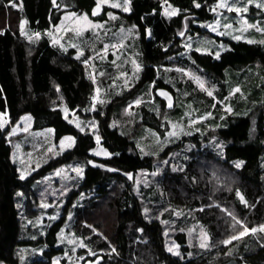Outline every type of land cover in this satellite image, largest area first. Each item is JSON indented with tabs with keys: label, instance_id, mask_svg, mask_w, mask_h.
<instances>
[{
	"label": "trees",
	"instance_id": "trees-1",
	"mask_svg": "<svg viewBox=\"0 0 264 264\" xmlns=\"http://www.w3.org/2000/svg\"><path fill=\"white\" fill-rule=\"evenodd\" d=\"M129 1L130 13H119L126 22L137 27L143 66L141 78L126 95L115 98L107 106L105 114L101 111L91 114L94 83L86 66L77 59L75 49L60 50L43 32L57 26L66 12L87 13L92 20H104L107 8L99 16H93L97 0H0V113H7L10 119L5 130L0 128L1 264H21L20 252L25 247H44L42 255L35 256L27 264H50L55 255L65 253L64 246H57V239L71 211L78 222H87L99 230L94 234L89 227L76 228L80 237H89L86 241L92 250L102 251L100 255L104 260L101 264H209L216 259L213 257L216 252L197 259L189 258L193 251L184 228L175 234L180 254L169 253L165 245L164 225L158 218H147L144 211L146 202L157 209L188 207V212L196 217L193 219L207 227L212 244L216 246L241 229L240 222L223 214L224 206L234 211L250 228L264 222V99L250 112L242 110L236 115H226L221 110L222 123L215 130L223 142L222 153L212 151L208 160L207 156H196L186 162L180 172H172L168 165L162 177L146 189V195L135 192L134 179L140 171H154L155 158L143 155L136 142L111 126L113 105L124 102L144 84L151 83L153 97L161 102V113H164L166 103L158 98L156 90L167 88L176 95L169 83L167 68L177 63L210 76L222 89V81L230 69L260 63L264 78V49L259 43L215 35L216 40L228 46L219 56L192 51L190 57H180L178 53L183 49L186 35L210 34L200 23L214 20L212 7L217 0ZM165 4L176 8L178 13L172 17L164 15ZM21 20H26L28 27L38 36L31 39L24 36ZM62 107L77 114L97 117L102 145L110 157L97 158L91 154L97 146L94 136L71 124ZM156 108L157 104L150 109L143 108L144 123L160 132L161 116H157ZM215 113L219 115V110ZM26 114L33 117L34 130L53 129L57 142L65 136H73L76 143L30 177L22 179L13 161V149L7 134ZM190 140L200 142L198 135L183 137L169 146L164 156ZM91 159L122 173H133V181L122 174L92 167L89 164ZM73 160L83 161L86 169L81 185L69 194L61 218L38 239L23 236L16 193L22 191L31 199L35 181ZM213 170L224 172L229 178L225 189L220 188L222 192L218 199H224L218 200V204L209 203L217 196L214 182H208L213 180ZM84 193L87 195L83 201L75 205ZM239 194L246 199V205L241 202ZM201 201H206L205 205H201ZM30 204L31 201L27 212L33 211ZM155 207L153 213H157ZM183 219L187 216L178 219L180 226ZM229 250L243 255V261L239 262L264 264V235L235 240L229 245H221L217 251L222 257Z\"/></svg>",
	"mask_w": 264,
	"mask_h": 264
},
{
	"label": "rangeland",
	"instance_id": "rangeland-1",
	"mask_svg": "<svg viewBox=\"0 0 264 264\" xmlns=\"http://www.w3.org/2000/svg\"><path fill=\"white\" fill-rule=\"evenodd\" d=\"M97 6L93 9V16H99L107 8L104 20H92L87 13L66 12L60 23L54 28L44 31L52 43L62 51L76 50V57L84 63L87 73L94 83V96L90 113L96 111L106 113L107 106L117 97L126 95L138 82L142 74V62L140 52V38L137 27L129 24L119 13H130L129 0H97ZM224 3L227 7H220ZM120 5L113 7V5ZM264 0H217L212 7L215 18L211 22H203L200 25L210 34L186 35L182 42L180 57H190L192 51L219 56L227 49V44L216 40L213 36L231 38L237 41L262 44L264 49ZM127 7L128 11H124ZM233 10L229 11L228 8ZM247 8V11L243 9ZM239 9V11H237ZM164 15L175 16L178 10L171 5H164ZM22 33L27 38L37 37L36 31L28 27L26 20ZM149 36V34H148ZM176 60V58H175ZM260 63H254L241 69L226 71V77L222 81L224 89L213 81L210 76L196 71L194 68L181 67L180 63L167 68L169 83L176 91L175 106L161 113V102L154 99L151 83L144 84L132 96H128L124 102H117L111 110V126L129 136L137 143L143 155H151L155 158L154 171H140L134 179L133 188L139 195H146V189L150 188L164 174V169L170 166L172 172L184 170L186 162L201 156L207 160L210 153L223 152V142L219 140L216 130L222 123L221 110L226 115H236L244 111L255 109L264 99V78ZM237 89L239 91H237ZM211 93V95H209ZM213 99V104L211 101ZM157 104L156 114L161 116V131L152 129L144 123L143 108L150 109ZM67 120L78 127L82 132L90 133L97 143L91 154L97 158H108L110 153L102 145L99 120L94 115H82L71 112L62 107ZM219 115L215 112H218ZM214 111V112H213ZM218 119V120H216ZM218 121V122H217ZM34 120L29 114L24 115L11 127L7 134L9 144L13 149V161L16 163L20 177L27 179L50 160L58 158L75 146L76 139L73 136H65L59 142L56 141L53 129L34 130ZM10 125L7 113H0V128L5 130ZM171 133V135H170ZM198 135L199 143L194 140L187 141L179 148L171 149L165 156L169 146L175 145L183 137ZM99 137V141H97ZM201 151V153H199ZM198 153V155H196ZM75 169H81L77 173ZM86 164L81 160H73L65 164L47 176L35 181L32 185L31 199L19 191L16 193V206L19 211L23 236L38 239L45 234L49 227L63 214L69 194L78 188L84 178ZM219 171V170H218ZM213 170L216 197L209 203L218 204L220 188L228 185V175L224 172ZM217 173V174H216ZM202 174V173H201ZM217 175L218 178L216 177ZM195 176V175H194ZM232 186V185H231ZM219 188V189H218ZM224 191V190H223ZM75 201L80 204L85 195ZM240 200L245 205L246 199L239 194ZM243 198V199H241ZM33 209L27 212L29 208ZM206 201H201L205 205ZM189 206V205H187ZM155 207V206H154ZM153 204H144L147 218H158L164 225L166 250L177 256L180 254L179 244L175 234L180 228L186 230L188 244L192 249L189 255L191 259L216 252V259L209 264H247L243 261V255H237L232 250L227 251L222 257L217 251L220 246L229 245L237 240L242 241L250 237H258L262 224L256 225V232H252L248 224L242 222L237 214L224 206L223 214L230 215L235 222H240L241 229L224 239L221 245L212 244V239L207 227L198 221L188 207H159L154 211ZM173 209V210H172ZM35 210V211H34ZM183 215L180 226L179 218ZM193 219V220H192ZM234 219L231 221L233 222ZM78 226L93 229V233H99L87 222H78L71 211L67 215L65 225L58 234L57 246H64L65 253L55 255L50 264H82L87 257L95 256L102 251H94L87 243V238H82L76 231ZM248 229V231H244ZM244 232L243 235L241 233ZM232 237H238L232 239ZM225 241H231L225 243ZM205 244L201 247V244ZM44 247H28L21 249V264H27L33 258L40 257ZM113 252V251H110ZM197 253V254H196ZM228 259V260H227ZM1 264V263H0Z\"/></svg>",
	"mask_w": 264,
	"mask_h": 264
},
{
	"label": "water",
	"instance_id": "water-1",
	"mask_svg": "<svg viewBox=\"0 0 264 264\" xmlns=\"http://www.w3.org/2000/svg\"><path fill=\"white\" fill-rule=\"evenodd\" d=\"M156 95L159 99L163 100L166 103V108L173 109L175 106V95L167 88H158L156 90ZM89 164L92 167L104 169L113 173L122 174L123 176L129 178V180L132 182L134 178L133 173H122L121 171L117 170L116 168H113L111 166L105 165L101 162H98L96 160L91 159L89 161ZM104 260L103 255L98 256L95 261H87L85 264H101Z\"/></svg>",
	"mask_w": 264,
	"mask_h": 264
},
{
	"label": "snow or ice",
	"instance_id": "snow-or-ice-1",
	"mask_svg": "<svg viewBox=\"0 0 264 264\" xmlns=\"http://www.w3.org/2000/svg\"><path fill=\"white\" fill-rule=\"evenodd\" d=\"M13 6H15V4L13 5ZM120 5H113V7H119ZM197 7H199L200 5H196ZM220 7H227V5H225L224 3H221L220 5H219ZM257 7H264V4H257L256 5ZM228 10L229 11H231V10H233L232 8H228ZM244 11H247V8H245V9H243ZM124 11H128V8L127 7H125L124 8ZM237 11H239V9H237ZM94 15H95V13H93ZM21 29H23V24H21ZM38 35V34H37ZM237 91H239L238 89H237ZM209 95H211V93H209ZM170 135H171V133H170ZM97 141H99V137H97ZM240 165L239 164H237V167H239ZM75 171L77 172V173H80L82 170L81 169H75ZM241 199H243V198H241ZM261 231H264V227H261V229H260ZM245 232L246 231H248V229H245L244 230ZM251 231L252 232H256L257 231V229H255V228H253V229H251ZM244 234V232H242L241 233V235H243ZM238 237H232V239H237ZM231 241H225V243H230ZM205 246V244H201V247H204Z\"/></svg>",
	"mask_w": 264,
	"mask_h": 264
},
{
	"label": "flooded vegetation",
	"instance_id": "flooded-vegetation-1",
	"mask_svg": "<svg viewBox=\"0 0 264 264\" xmlns=\"http://www.w3.org/2000/svg\"><path fill=\"white\" fill-rule=\"evenodd\" d=\"M98 256H100V253L96 254L95 256L87 257L82 264H85L87 261H95Z\"/></svg>",
	"mask_w": 264,
	"mask_h": 264
},
{
	"label": "crops",
	"instance_id": "crops-1",
	"mask_svg": "<svg viewBox=\"0 0 264 264\" xmlns=\"http://www.w3.org/2000/svg\"><path fill=\"white\" fill-rule=\"evenodd\" d=\"M27 115V114H26ZM30 115V114H29ZM31 116V115H30ZM33 118V117H32Z\"/></svg>",
	"mask_w": 264,
	"mask_h": 264
}]
</instances>
